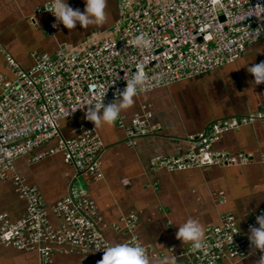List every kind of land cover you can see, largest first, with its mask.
I'll return each mask as SVG.
<instances>
[{
	"label": "built area",
	"instance_id": "2783aa9c",
	"mask_svg": "<svg viewBox=\"0 0 264 264\" xmlns=\"http://www.w3.org/2000/svg\"><path fill=\"white\" fill-rule=\"evenodd\" d=\"M52 4L39 10L40 14L49 15L46 32L51 36L59 26L58 23L53 27L56 18L48 10ZM140 34L151 41L150 48L132 43ZM263 38L264 0H123L119 20L110 32L96 33L75 46H63L53 55L34 56L32 69H23L16 59L6 54L13 79L0 74V179L9 181L13 180L12 175H18L13 184L27 203V215L16 223L19 225L6 223L0 231L18 227L16 233L19 232V238L26 244L19 251L39 253L43 264H53L55 246L64 248L67 254L77 252L87 259L93 254L102 255V249L110 243L96 224L99 217L88 200V192L77 188L73 195L58 202L55 213L63 221L60 227L51 228L42 195L17 173L16 161L56 142L47 152L32 157V162L60 153L78 174H89L94 181H101L104 143L84 144L87 155L83 158L75 154L67 162L78 137L73 140L61 136L59 124L64 119L83 113L97 103L117 102L137 65L143 67L146 77L143 87L138 88L139 96L233 65L249 46ZM141 110L126 132L130 145L161 130L152 123L149 108L142 106ZM117 120L125 128L123 123L127 118L120 115ZM256 124L264 125V111L213 123L204 133L190 137L191 148L186 154L154 158L151 167L184 172L214 166L254 165L257 160L252 154L216 152L213 146L224 134ZM93 134L94 131H89L84 135ZM189 153L194 158L201 156L204 161L200 165L191 164ZM259 162L264 165V154ZM78 192H83L85 198L79 205L75 196ZM262 213L264 208L248 222V230L250 225L259 227L256 215ZM5 220L10 222L7 216ZM24 221L30 228L19 229ZM41 227L52 230L44 233ZM14 237L13 234L9 239ZM203 240V248L193 250L190 245L178 258L189 260L188 264H221L226 260L237 261V257L245 259L249 254L248 242L232 215L222 217L218 226L208 227ZM133 243L137 244L136 240ZM0 244H4L2 236Z\"/></svg>",
	"mask_w": 264,
	"mask_h": 264
},
{
	"label": "crops",
	"instance_id": "0c3cea01",
	"mask_svg": "<svg viewBox=\"0 0 264 264\" xmlns=\"http://www.w3.org/2000/svg\"><path fill=\"white\" fill-rule=\"evenodd\" d=\"M52 1L0 0V74L4 77L13 79L6 54L28 70L35 64V55L53 54L63 45H75L74 42L98 33L90 27L85 31L87 34L73 40L68 35L70 30L59 23L58 31L53 36L48 35L49 15L40 14L39 10ZM68 3L84 10V0ZM101 28H105V24ZM262 61L264 38L249 46L233 65L135 97V103L122 114L130 119L140 112L143 104L150 103L154 113L152 122L161 130L139 138L134 147L127 144L126 132L117 121L110 127L96 128L85 118V113L64 121L61 131L66 138L77 137L91 127L98 131L105 146L101 181L88 176L78 178L75 169L65 164L60 154L39 163L32 162L31 157L18 160L16 170L28 185L40 191L55 228L60 227L62 221L52 208L69 195L76 181L88 189L96 203L110 245L133 238L131 231H124L123 221L133 213L139 216L135 232L147 248L145 255L151 264H160L168 253L177 257V264H188L189 260L178 258L191 245L176 238L178 224L188 218L198 219L204 225L205 235L208 227L218 226L226 215L236 219L248 242L249 254L245 259L226 260L221 264H239V261L256 264L264 253L251 247L247 224L264 208V165L259 162L264 154V125L228 132L213 147L216 152L252 154L257 160L254 165L169 172L153 170L151 161L186 154L191 148L190 137L204 133L212 123L264 111V83L252 85L254 77L247 71L249 65ZM26 212L27 205L13 184L0 181V214H7L10 222H19ZM98 259L92 255L89 261H84L79 253L67 254L64 248L56 247L53 264H97ZM0 264L43 263L39 253L0 245Z\"/></svg>",
	"mask_w": 264,
	"mask_h": 264
},
{
	"label": "clouds",
	"instance_id": "9594fccd",
	"mask_svg": "<svg viewBox=\"0 0 264 264\" xmlns=\"http://www.w3.org/2000/svg\"><path fill=\"white\" fill-rule=\"evenodd\" d=\"M85 7L81 11L73 8L68 0H54L48 9L56 18L53 27L62 23L71 30L79 24L87 29L90 25H101L106 20L105 8L107 0H84ZM132 43L141 48H150L151 41L144 34L137 35ZM247 52V51H246ZM247 71L254 77L252 85L258 86L264 83V61L252 64L247 67ZM145 73L141 65H137L136 72L131 80L126 82V86L120 93L117 102L110 104L97 103L93 107H88L85 118L94 123L96 128L112 126L123 110L129 109L137 97L138 88H142L145 81ZM259 227L249 226V241L252 248L264 253V213L256 215ZM176 238L182 243H191L193 250L204 247V225L198 219L188 218L183 223L178 224ZM103 250L102 259L97 264H151L150 259L145 255L144 248L139 245L128 243L112 244ZM238 260V257L235 258ZM160 264H177V257L168 253ZM241 264V261H239ZM256 264H264V255H261Z\"/></svg>",
	"mask_w": 264,
	"mask_h": 264
},
{
	"label": "rangeland",
	"instance_id": "374dc122",
	"mask_svg": "<svg viewBox=\"0 0 264 264\" xmlns=\"http://www.w3.org/2000/svg\"><path fill=\"white\" fill-rule=\"evenodd\" d=\"M76 1V0H75ZM74 1V2H75ZM123 0H107V4H106V8H105V13H106V20H105V22L103 23V24H105V28H101V26L103 25V24H101V25H90L87 29H89L90 27H93V29H95L96 31H98V33H102L103 35H105L107 32H110V30L111 29H113L114 27H115V25H116V23L118 22V20H119V16H120V4H121V2H122ZM74 2H71V3H74ZM52 3H53V1H52ZM51 3V4H52ZM51 4H49V5H47L46 7H48V6H50ZM45 9V8H44ZM43 9V10H44ZM43 14V13H42ZM87 29H85V28H82L79 24H77L76 25V27L74 28V29H71L70 30V32H68V35H70L71 36V38L74 40V39H77L79 36H81V35H85V34H87V33H85V31H87ZM58 31V30H57ZM79 35V36H78ZM94 35V34H93ZM91 37V36H90ZM84 41V40H83ZM80 42H82V41H80ZM80 42H78L77 41V43L76 42H74L75 43V45H77V44H79ZM73 43L72 44H69V45H63V46H75ZM62 46V47H63ZM57 52V51H56ZM54 54V53H53ZM53 54H44V55H53ZM35 56H41V55H35ZM33 67H34V65H33ZM32 67V68H33ZM32 68H30V69H32ZM86 112V111H85ZM85 112H83V113H85ZM79 114H81V113H79ZM78 115V114H77ZM77 115H75V116H73V117H70V118H66V119H64L60 124H59V130H61V124L64 122V121H68V120H71V119H73V118H75ZM135 116H132L130 119H127V121H125L123 124H124V126H125V128L124 127H121V128H123L124 130H125V132H127V129H128V127L133 123V121L136 119V118H134ZM58 128V127H57ZM89 131H94V134L93 135H84L85 133H87V132H89ZM60 134H61V136H63V134H62V131H60ZM64 137V136H63ZM78 137V138H77ZM77 137H74V138H67V139H73V140H76L75 138H77L78 139V142H77V144H76V146L74 147V149L73 148H71V150L69 151V153L70 154H68V157H69V159H66L67 160V162H68V160H72V159H74V157H75V154H79V155H83V158L85 157V155H87L86 154V150H85V148H84V144H90V145H94V144H96V143H99L100 141L102 142V138H101V136L99 135V133H98V131L94 128V127H91V128H88V129H86V130H84L82 133H81V135H79V136H77ZM126 137H127V135H126ZM64 138H66V137H64ZM56 143V142H55ZM55 143L53 144V146L55 145ZM127 144L129 145V146H131V147H134L135 145H136V142H135V144L134 145H130L129 144V142H128V138H127ZM46 146V145H45ZM44 147V146H43ZM42 147V148H43ZM49 149H51V147L50 148H48L46 151H43V152H40V153H38V154H36V155H33V153L31 154V158L32 157H34V156H36L35 158H37L39 155H41V154H43V153H45V152H47ZM35 151H38V150H35ZM34 151V152H35ZM189 156H191L192 157V159L190 160V162H191V164H193V165H200V163L201 162H203L204 160H202V157L201 156H197V155H195V158H194V156H192V154L191 153H189ZM49 157H51V156H47V157H45V158H43L42 160H38V161H35V159H34V162L35 163H39V162H42L43 160H45V159H47V158H49ZM64 159V158H63ZM64 162H65V164H67V165H69L68 163H66V161H65V159H64ZM70 166V165H69ZM74 168V167H73ZM15 169H16V167H15ZM75 169V168H74ZM75 171L77 172V170L75 169ZM184 172H186V171H184ZM17 176L18 175H12L10 178H12L13 180H9V181H5V180H1L0 179V181H3V182H7V183H13L14 182V180H16V178H17ZM20 176V175H19ZM77 176H78V178H79V176H88V177H90L89 176V174H82V173H80V174H78L77 173ZM77 178V179H78ZM91 178V177H90ZM76 179V180H77ZM92 179V178H91ZM92 180H95L94 178L92 179ZM80 189V190H85V191H87L88 192V194H89V196H90V193H89V191H88V189L86 188V187H84L82 184H80L79 182H76L75 181V183H73L72 184V186H71V188H70V192H69V195H73V193H75V190L76 189ZM68 195V196H69ZM67 196V197H68ZM76 197H77V199H76V201L78 202H76V204L77 205H79L81 202H83L84 201V196H83V192L82 193H79L78 192V195H75ZM66 197V198H67ZM64 200V199H63ZM88 200L89 201H91L92 202V204H93V207H94V209H95V211H96V213L98 214V217H99V222H96V224H97V226H98V228L100 229V231L103 233V235H104V237H105V234H104V230H103V227H105L104 226V224L102 223V217L99 215V211H98V209H97V206H96V203L94 202V200L91 198V196L90 197H88ZM46 205H47V203H45ZM46 210H47V212H49V208H46ZM52 212L55 214V216H57L56 215V213H55V206L52 208ZM134 214V215H133ZM133 214H131L129 217H125V219H124V221H123V224H124V226H125V232H128V231H132V234H133V238H131L128 242H126V243H128V244H130V245H138V241H140L139 240V238H138V235L136 234V232H135V230H136V226H137V224H138V222H139V216L138 215H136L135 213H133ZM26 215H27V212H26ZM5 216H7V214H0V228L2 227V226H4V225H6V223L7 224H10V225H19V224H16V223H14L13 224V222H8V221H6L5 220ZM49 216V215H48ZM61 221H63L62 220V218L61 217H59V216H57ZM25 218H26V216H25ZM138 219V220H137ZM26 221V220H25ZM23 222V224H22V226H20L19 227V229H23V228H25V227H27V228H30V225L29 226H27V222ZM50 221V220H49ZM135 221H137L136 222V224H135ZM50 224H51V222H50ZM52 225V224H51ZM51 228H53V225L52 226H50ZM18 228V227H17ZM17 228H13V230H12V228H10V229H7L8 231H3V230H1L0 231V237L2 236V240H3V243L4 244H0V245H2V246H5V247H8V248H14V249H16V250H22V249H24V247H25V242H24V240H22V239H20L19 238V235H18V233L19 232H17L16 233V231H17ZM52 229H50V228H43V227H41V231L42 232H44V233H48L49 231H51ZM15 235V237L13 238V239H9L12 235ZM102 235V236H103ZM133 240H136V242H137V244L136 243H133ZM9 242H10V244H9ZM129 242H131V243H129ZM141 242V241H140ZM102 243V242H101ZM100 243V244H101ZM6 244V245H5ZM10 245H13V246H10ZM45 246H47V245H44L43 247H45ZM139 246H142L143 248H146L145 246H144V244L141 242V244L139 245ZM36 247H38V246H36ZM41 247V244H40V246L38 247V248H40ZM56 247H58V248H61V247H59V246H55L53 249H54V251H55V248ZM108 247V246H107ZM24 252H28V251H24ZM31 253V252H30ZM37 253V252H36ZM54 254H55V252H54ZM93 255H95V256H98L99 257V259L97 260V262L99 261V260H101L102 259V256H103V254L102 255H99V254H93ZM54 256V255H53ZM92 256V255H91ZM90 256V257H91ZM82 260H84V261H89L90 260V258L89 259H87V258H85V257H83L82 256Z\"/></svg>",
	"mask_w": 264,
	"mask_h": 264
},
{
	"label": "trees",
	"instance_id": "16d2710c",
	"mask_svg": "<svg viewBox=\"0 0 264 264\" xmlns=\"http://www.w3.org/2000/svg\"><path fill=\"white\" fill-rule=\"evenodd\" d=\"M173 85V84H172ZM171 86V85H170ZM161 89V88H160ZM158 90V89H157ZM156 91V90H155ZM154 92V91H153ZM149 93H151V92H149ZM145 94H148V93H145ZM141 95H144V94H141ZM141 95H139V96H141ZM138 97V96H137ZM135 98V97H134ZM142 106H147L148 108H149V111H151V113H152V115L154 116V113H153V105L152 104H150V103H145V104H143ZM142 108V107H141ZM140 113H142V110H140V112L139 113H136L135 115H138V114H140ZM121 115H123L124 116V114H122L121 113ZM134 115V116H135ZM141 115V114H140ZM126 117V116H125ZM127 118V117H126ZM128 119V118H127ZM152 120H153V118H152ZM117 121V123H119L118 122V120H116ZM153 123V122H152ZM216 123V122H215ZM213 124V123H212ZM119 125V124H118ZM209 128V127H208ZM147 137V136H146ZM221 141V140H220ZM219 141V142H220ZM217 144V143H216ZM215 145V144H214ZM214 147V146H213ZM214 150V149H213ZM57 154H60V153H57ZM56 154V155H57ZM60 155H62V154H60ZM104 155V154H103ZM63 156V155H62ZM17 162V161H16ZM214 167H220V166H214ZM207 168H212V167H207ZM224 168V167H223ZM203 169V168H202ZM154 170V169H153ZM167 171V170H166ZM17 173H18V171H17ZM19 174V173H18ZM27 183V182H26ZM13 184V183H12ZM28 185V184H27ZM13 186H14V184H13ZM29 187H31V188H36V187H32V186H30V185H28ZM15 187V186H14ZM15 189H16V187H15ZM37 189V188H36ZM17 190V189H16ZM39 191V190H38ZM39 193H40V191H39ZM41 194V193H40ZM20 196V195H19ZM23 200V199H22ZM24 201V200H23ZM44 201V200H43ZM25 202V201H24ZM26 203V202H25ZM46 203V202H45ZM26 205H27V203H26ZM7 219L9 220V218H8V216H7ZM10 221V220H9ZM21 221H23V219L21 220ZM21 221H19V222H13V223H20Z\"/></svg>",
	"mask_w": 264,
	"mask_h": 264
},
{
	"label": "water",
	"instance_id": "95a60500",
	"mask_svg": "<svg viewBox=\"0 0 264 264\" xmlns=\"http://www.w3.org/2000/svg\"><path fill=\"white\" fill-rule=\"evenodd\" d=\"M222 20H223V18H222Z\"/></svg>",
	"mask_w": 264,
	"mask_h": 264
}]
</instances>
